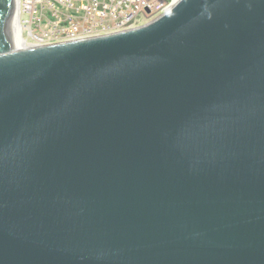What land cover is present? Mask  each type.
<instances>
[{"label":"water","instance_id":"obj_1","mask_svg":"<svg viewBox=\"0 0 264 264\" xmlns=\"http://www.w3.org/2000/svg\"><path fill=\"white\" fill-rule=\"evenodd\" d=\"M0 0V264H264V0L22 47Z\"/></svg>","mask_w":264,"mask_h":264},{"label":"built area","instance_id":"obj_2","mask_svg":"<svg viewBox=\"0 0 264 264\" xmlns=\"http://www.w3.org/2000/svg\"><path fill=\"white\" fill-rule=\"evenodd\" d=\"M174 2L175 0H20L18 13L21 17L23 10L46 11L35 22L32 20L30 27L32 30L43 28L42 33L31 32V37L47 46L139 28L160 18ZM25 14L28 16L27 12ZM43 18L45 20L42 22Z\"/></svg>","mask_w":264,"mask_h":264},{"label":"rangeland","instance_id":"obj_3","mask_svg":"<svg viewBox=\"0 0 264 264\" xmlns=\"http://www.w3.org/2000/svg\"><path fill=\"white\" fill-rule=\"evenodd\" d=\"M27 12L28 16L25 14ZM46 11H38V12H35V11H25L23 10L21 12V17L19 16V20H20V23L22 25V33H21V36L23 38V41H25V45L28 46V47H33L34 45H40L42 44L43 42H37L35 41L31 36V32L32 33H42V29H34L32 30V28L30 27V25L35 22L34 20H36L38 17H40L42 14H45ZM33 20V22H32ZM45 20V18H43L42 22ZM42 25V24H41ZM25 26H28V28H26ZM44 26V23L43 25ZM46 30V29H45ZM35 47V46H34Z\"/></svg>","mask_w":264,"mask_h":264},{"label":"bare ground","instance_id":"obj_4","mask_svg":"<svg viewBox=\"0 0 264 264\" xmlns=\"http://www.w3.org/2000/svg\"><path fill=\"white\" fill-rule=\"evenodd\" d=\"M19 3H20V0H18V5H19ZM18 26H19V31H20V37H21V43H22V47L21 48H19V49H27V48H34V46L35 47H40V46H44V44H41V45H34L33 47H28V46H26L25 45V41H23V38H22V36H21V33H22V26H21V23H20V20H19V13H18ZM46 46V45H45Z\"/></svg>","mask_w":264,"mask_h":264}]
</instances>
